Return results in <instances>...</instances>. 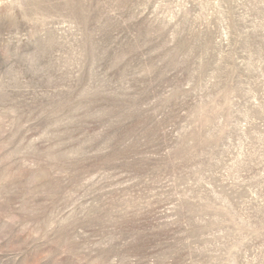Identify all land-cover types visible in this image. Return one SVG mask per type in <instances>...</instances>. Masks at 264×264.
I'll use <instances>...</instances> for the list:
<instances>
[{
    "label": "rangeland",
    "instance_id": "374dc122",
    "mask_svg": "<svg viewBox=\"0 0 264 264\" xmlns=\"http://www.w3.org/2000/svg\"><path fill=\"white\" fill-rule=\"evenodd\" d=\"M0 264H264V0H0Z\"/></svg>",
    "mask_w": 264,
    "mask_h": 264
}]
</instances>
